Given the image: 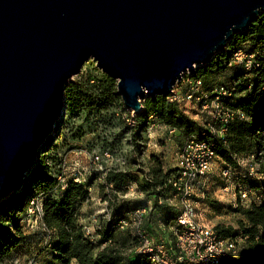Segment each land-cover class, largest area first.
<instances>
[{"label":"water","instance_id":"water-1","mask_svg":"<svg viewBox=\"0 0 264 264\" xmlns=\"http://www.w3.org/2000/svg\"><path fill=\"white\" fill-rule=\"evenodd\" d=\"M260 13L264 0H0V198L23 185L89 57L137 113Z\"/></svg>","mask_w":264,"mask_h":264},{"label":"rangeland","instance_id":"rangeland-1","mask_svg":"<svg viewBox=\"0 0 264 264\" xmlns=\"http://www.w3.org/2000/svg\"><path fill=\"white\" fill-rule=\"evenodd\" d=\"M242 47L249 48L250 44L244 43ZM105 75L107 74L102 71L96 59L89 57L79 71L65 82L62 91L64 107L54 117L52 131L42 143V148L45 147L42 150H47L42 155L47 157L50 174L58 179L59 176L69 177L75 161L80 160V166L83 167L87 164L84 158L81 159L80 150H108L111 158L104 160V169L106 173H126L125 186L117 191L106 185L103 179L100 180L99 172L88 176L89 179L93 178L90 180L88 198L80 208L79 223L92 231L95 228L94 221L102 225L108 218L119 217L122 212L127 224L114 230V238L119 239L126 234L133 237L137 230L133 213L136 209L145 208L147 213L140 225L141 229L148 232L147 235L155 242L164 243L168 247L173 239L171 231L164 224V216L154 209L145 175L150 177L151 168L157 164L164 171L177 169L179 152L187 137L154 120L140 133V140H133V131L126 122L130 110L123 104L116 82L108 92L102 90ZM228 75L229 70L227 73L214 75L208 81L225 83ZM206 114L195 115L192 112L185 115L203 125L206 123ZM224 166L220 158L213 159L207 178L194 191V202L199 221L214 227L218 224L232 226L234 234L238 230L237 219L242 217V208L249 206V202L241 203L234 185L223 190L225 183L220 178V172ZM237 182L245 183L243 179ZM57 184L59 185V181ZM24 188L12 193L18 194L23 190L26 193L31 187L26 190ZM31 191V197H39L44 192L37 185ZM256 198L264 201V196L256 195ZM29 200L30 198L24 199V206L12 216L10 226L12 235L15 236L18 230L22 240L6 255L2 253L3 243L0 244V264H57L51 248L45 242L39 221L35 222L36 213L30 211ZM175 204L178 205L177 199L171 201L172 206ZM237 241L238 251L227 257L228 264H262L259 256L250 253L245 240L238 236ZM135 247L128 249L125 256L134 258ZM71 264L77 263L72 261Z\"/></svg>","mask_w":264,"mask_h":264},{"label":"trees","instance_id":"trees-1","mask_svg":"<svg viewBox=\"0 0 264 264\" xmlns=\"http://www.w3.org/2000/svg\"><path fill=\"white\" fill-rule=\"evenodd\" d=\"M244 43H249V48H243ZM264 13H260L248 25L245 31L234 34L226 47L215 53L212 59L205 65L197 67L192 73L195 78H200L207 89L215 85H233L231 95L225 99L224 104L232 111H240L243 118L234 115L233 119L226 123V133L222 138L213 136L214 152L224 164L237 167V157L253 152L258 164L259 178L250 177L247 174L240 176L245 184L252 187L259 197L264 196ZM242 50L246 53H254L258 64L250 70H242L231 64L234 52ZM230 68V69H228ZM229 70L228 81L216 83L212 81L214 75ZM102 82V90H111L116 80L108 75ZM113 93V92H112ZM114 94V93H113ZM142 108L134 113V125L127 126L133 131V140H140V133L144 132L156 120L175 129L185 137L196 135L200 138H208L212 135L202 125L189 118L177 105L169 100V94L145 97ZM124 106V105H123ZM130 116L128 112L126 117ZM137 148V145H135ZM40 148L35 163L29 168L24 177L22 187L30 190L24 193H10L0 200V244L2 253L6 255L21 240L19 231L13 236L10 226L12 216L22 206L24 199L31 198V189L34 185L41 187L43 203L42 223L52 231V239L49 247L54 254L57 264H71L74 260L77 264H151L147 263L146 255L136 251L139 244L137 235L130 237L126 234L122 238H114V230L120 226L124 216L109 218L101 228L95 230L97 240L90 239L83 231L79 223V212L82 204L87 200L91 177L87 183H76L67 179V185L60 189L57 180L50 174L46 163L44 148ZM177 174V169L164 171L157 164L150 170V177L145 175L150 195L153 198L154 209L164 216V224L169 226L179 215L176 207L167 202L173 195V189L169 180ZM127 174L121 171L108 172L105 176V184H112L111 188L121 191L125 186ZM25 184V185H24ZM55 185H58L55 189ZM27 186V187H26ZM21 187V190H22ZM26 201V200H25ZM238 208V207H237ZM242 217L237 219L238 230L232 233V226L218 224L214 227L222 238L236 240L241 237L246 241L250 253L259 256L264 264V201L254 199L248 207L242 208ZM148 233V232H146ZM136 246V247H135ZM135 247V256H125L128 249ZM227 256L222 262L227 263ZM144 262H141V261ZM1 261V259H0Z\"/></svg>","mask_w":264,"mask_h":264},{"label":"built area","instance_id":"built-area-1","mask_svg":"<svg viewBox=\"0 0 264 264\" xmlns=\"http://www.w3.org/2000/svg\"><path fill=\"white\" fill-rule=\"evenodd\" d=\"M264 51V48L262 49ZM231 64L240 67L242 70H250L258 64L255 61L254 53H246L242 50L234 52ZM233 85H215L207 89L200 78H195L192 73L187 72L175 83L169 93V100L174 102L180 111L185 114L195 112V115L206 113V123L202 126L212 135L208 138H200L196 135L187 136L179 152L177 174L169 180L173 189L172 198L167 202L171 205L173 199L178 200V205H174L179 215L176 220L169 225L172 241L168 247L164 243L155 242L147 233L141 229L140 225L144 220L146 209H136L133 213L134 224L136 225V235L139 244L136 251L146 255L147 263L151 264H224L222 260L228 254H235L238 251V241L220 237L214 226L197 219L196 205L194 202V191L201 181L206 179L212 166V161L216 158L214 152V142L212 137L225 139L226 123L233 119L234 115L240 118L244 114L240 111H232L224 101L232 93ZM134 112L130 111V116L126 118L128 125L133 126ZM175 129H171L173 131ZM81 159L87 163L80 166V160L75 161L71 167L69 177L59 176V187H66L67 179L76 183L85 184L90 175L100 173V180H105L106 170L104 160L111 158L108 150L103 152L91 151L87 148L80 150ZM66 161L63 162L65 165ZM258 164L255 161L253 152L237 157V167L226 164L221 172L220 178L225 183L223 190H228L234 185L241 203L250 204L256 199L257 193L249 185L236 183L240 176L247 174L250 177L259 178L257 171ZM109 187L112 184H108ZM90 190V187L88 188ZM248 204V205H249ZM30 211L36 213V221H39L45 242L49 245L52 239V231L42 223L43 203L42 197H31L29 200ZM239 207V206H238ZM248 207V206H247ZM95 220V219H94ZM109 220V218H108ZM95 222V228L90 231L86 225H82L86 236L92 240H97L95 230L101 228L99 222ZM124 219L120 226L126 225ZM141 262H144L143 260Z\"/></svg>","mask_w":264,"mask_h":264},{"label":"crops","instance_id":"crops-1","mask_svg":"<svg viewBox=\"0 0 264 264\" xmlns=\"http://www.w3.org/2000/svg\"><path fill=\"white\" fill-rule=\"evenodd\" d=\"M81 210V209H80ZM74 261V260H73Z\"/></svg>","mask_w":264,"mask_h":264},{"label":"bare ground","instance_id":"bare-ground-1","mask_svg":"<svg viewBox=\"0 0 264 264\" xmlns=\"http://www.w3.org/2000/svg\"><path fill=\"white\" fill-rule=\"evenodd\" d=\"M55 122V121H54Z\"/></svg>","mask_w":264,"mask_h":264}]
</instances>
